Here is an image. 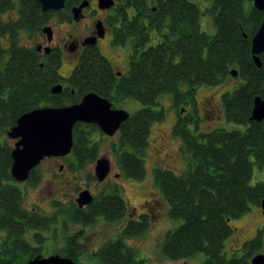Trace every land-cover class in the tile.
Wrapping results in <instances>:
<instances>
[{
	"label": "trees",
	"instance_id": "16d2710c",
	"mask_svg": "<svg viewBox=\"0 0 264 264\" xmlns=\"http://www.w3.org/2000/svg\"><path fill=\"white\" fill-rule=\"evenodd\" d=\"M81 1L74 0L73 4ZM208 1L206 12L215 27L213 34L200 29L201 10L191 0H119L123 10L119 29L112 31V43L129 49L126 73L116 78L108 59L89 48L71 73L70 87L58 95L51 94L52 86L60 79L58 61L42 62L14 42L8 51L0 45V231L4 232L0 237V264H27L40 256L44 238L35 232L30 242L26 233L47 230L55 220L38 213L29 215L23 207L24 193L10 175L13 146L4 137L18 117L44 106L76 104L90 92L110 102L137 99L142 107L129 115L118 130L122 150H118L116 159L123 177L142 180L150 126L164 118L163 110L152 107L158 96L169 94L176 107L182 102L189 104L198 87H214L228 77L235 78L238 84L222 94L224 117L243 129L218 128L194 135L187 129L188 120L179 116L173 133L179 137L180 150L184 152L185 170L177 175L162 167L153 169V181L168 204L169 217L180 220L166 234L161 251L171 261L203 253L202 264H250V254L262 248L260 234L264 229L241 247L240 256L228 258L224 242L236 231L231 226L232 219L247 213L251 205L260 208L264 201V183L250 184L254 166L264 165V121L250 120L255 97L264 98V52L257 67L250 44L264 12L256 10L252 0ZM9 2L0 0V36L15 33L20 27L35 30L47 23V13L33 11L32 16L21 15L20 22L12 28L2 19ZM153 32L155 44L146 47ZM5 56L11 59L4 60ZM233 71L236 77L231 75ZM95 131H99L95 124L76 123L73 127L71 170L94 166L101 158L99 141L92 138ZM127 146L133 150L124 149ZM89 179L98 182L92 173ZM37 180L35 168L26 182L35 184ZM119 187L109 184L85 208L74 204L71 221L85 226L99 218L107 223L123 218L128 207ZM149 203L157 206L155 199ZM148 219L128 221L121 237L107 241L95 252L100 262L149 264L136 259L134 249L123 240L141 235L148 228ZM75 237L76 234L68 235L60 252L62 257L79 264L82 251Z\"/></svg>",
	"mask_w": 264,
	"mask_h": 264
},
{
	"label": "rangeland",
	"instance_id": "374dc122",
	"mask_svg": "<svg viewBox=\"0 0 264 264\" xmlns=\"http://www.w3.org/2000/svg\"><path fill=\"white\" fill-rule=\"evenodd\" d=\"M191 1L201 10L199 17L200 29L207 34H213L215 27L210 14L206 12L209 1ZM81 26L82 24L76 25L77 28ZM54 28L57 30L55 36L58 39L67 30L60 26ZM151 36L152 38L146 47L155 44V33L153 32ZM110 39L111 36L109 35L108 43L105 39L101 43V48L98 47V49L114 68L124 72L126 67L128 69V60H124V55L127 57L129 55L128 47L112 44ZM78 56L79 54L75 55L69 61L70 69L68 64L59 68L60 75L63 77L70 75L78 62ZM237 84L238 81L235 78L228 77L223 83L214 87L200 86L195 91L193 102L189 104L182 102L177 107L169 94L158 96L156 105L152 107L157 111L163 110L164 118L153 121L150 126L144 156L145 176L142 180L123 177L116 159L118 150L119 152L122 150L118 132L112 137L102 135L100 130L93 133L92 138L99 141L101 157L109 161L111 168V176L104 182L100 183L89 179L90 173L93 174V165L78 171L71 170L69 168V163L73 159L71 154L55 160H43L36 168L37 182L35 184L24 182L20 185V189L24 193L23 206L27 210L36 209L50 220L53 219L52 216L55 217V220L50 222L47 230H28L26 233V237L30 242L33 241L32 236L35 232L44 238L40 245L42 247L40 257L61 256L63 253L60 250L64 247L67 236H71L74 231L82 228L84 235L92 232L98 233V241L91 246V248L97 249L104 239L121 237L127 217L136 218V215L138 216L146 211L148 220H150L148 228L139 236L124 237L123 239L128 247L134 249L136 259H144L149 264H202L205 259L203 253L178 261H171L163 255L161 246L166 234L174 230L180 220L169 217L168 204L154 184L153 169L162 167L177 175L185 170L184 152L182 149L180 150L179 137L173 133V127L179 116L180 118L183 117L184 121L188 120L187 129L194 135L207 133L218 128L225 130L243 129L242 125L225 119L221 103L222 94ZM112 105L114 109L123 110L129 115L142 107V104L133 97L113 101ZM154 137L158 138L154 140ZM4 138L7 139L9 145L13 146L15 140H10L6 136ZM124 149L133 150L130 146L124 147ZM60 166H62V169H60ZM259 181L264 183V165L262 168L257 166L253 168L250 184L254 185ZM113 182L120 186V193L128 207L123 218L114 222L113 225L100 224L101 220L99 219V222L83 227L71 221L70 214L74 210V201L79 192L88 189L96 196L105 192V187ZM154 199L157 200V206L149 203ZM55 213H57L56 216ZM231 226L236 231L224 242V251L228 258L233 254L240 256L242 253L241 247L254 238L258 231L264 229V214L259 207L251 205L247 213L232 219ZM111 234L113 235L111 236ZM2 236H4V232L0 231V237ZM260 236L262 248L252 252L249 261L254 255H264V230L261 231ZM78 262L79 264H102L95 252L87 251L86 247H82Z\"/></svg>",
	"mask_w": 264,
	"mask_h": 264
},
{
	"label": "water",
	"instance_id": "95a60500",
	"mask_svg": "<svg viewBox=\"0 0 264 264\" xmlns=\"http://www.w3.org/2000/svg\"><path fill=\"white\" fill-rule=\"evenodd\" d=\"M41 10L60 11L64 8V0H38ZM245 1V0H244ZM256 10L264 12V0H252ZM100 8H109L112 0H98ZM86 6L82 3L72 9L73 19L82 18L81 10ZM99 37L103 35L100 25L96 26ZM48 42L51 40V29L43 28ZM86 44L93 45L94 39H87ZM252 59L257 67L261 63L259 55L264 52V18L254 36L251 38ZM49 48L45 49L47 53ZM233 77L237 72H231ZM62 86L57 84L51 88V94L58 95ZM129 118V114L123 110H117L106 98L96 93H87L81 100L64 107L44 106L26 112L17 118L15 125L9 128L6 136L15 140L11 151L12 163L10 175L12 179L21 184L27 181L30 172L34 170L45 158H63L70 154L73 146V127L76 123L96 124L98 129L107 136H113L121 124ZM251 121H264V98L255 97L251 111ZM62 169V166H60ZM93 173L99 182H102L109 173V161L106 158L98 159L93 167ZM93 200L88 190L78 193L75 203L78 208L89 205ZM260 208L264 214V201ZM27 264H76L67 257L52 255L49 257L37 256L29 260ZM250 264H264V255L257 254L250 259Z\"/></svg>",
	"mask_w": 264,
	"mask_h": 264
},
{
	"label": "flooded vegetation",
	"instance_id": "af4514ba",
	"mask_svg": "<svg viewBox=\"0 0 264 264\" xmlns=\"http://www.w3.org/2000/svg\"><path fill=\"white\" fill-rule=\"evenodd\" d=\"M30 1L33 4H30L28 0H10V2L8 3V7L3 12V15H2L3 21L5 23H9L10 25H13L12 28H14V26H17V24L20 22V17L23 14L32 16L33 11L35 12L40 11L41 14L44 13L41 10V6L38 0H30ZM73 2L74 0H64V8L62 10L45 12L49 15L47 23L45 25L41 24L39 27H36L35 30L28 31L26 27H20V28H16L15 33L13 31H10L0 36V45L2 49H4L5 51H8L10 46L14 42L16 46L22 49H25V51L30 50L33 54L38 56V60H41L42 62L43 60L58 61L59 66L57 68V72H58V76L60 79H59V82L56 83L55 85L57 84L61 85L62 91L66 89L67 87H70L69 78L72 72L70 73L68 77H63L59 73V68H61V66L63 65L65 66V64H68L69 69H70L71 66H70L69 61L71 60V58L79 54L78 56V61H79L81 58V55L84 52H86V50H88L89 48L97 49L100 52L98 47L101 48V43H103L105 39L107 40V43H108L109 35L111 36L110 41L112 42V31L114 28L119 29L120 22H121L120 21L121 14L123 10L120 8L122 3H120L119 0H112L113 5L109 8H100L98 4V0H82L81 2L77 4H73ZM82 3H86V6L81 10L82 18L79 19L78 21H75L73 19L72 9L79 7V5H81ZM128 13L130 14L132 12L128 10ZM116 18H118V21H116ZM80 24H82V26L77 28L76 25H80ZM97 25H100L103 31V35L101 37H99L97 34V29H96ZM45 26H48L51 29L52 36L49 42L47 40V36L43 33V28ZM56 26H60L61 28L64 27L65 29H67L65 33H63L60 39H58V37L55 36V32H57V30L54 27ZM87 39H94V44L93 45L86 44ZM46 48H49V51L47 53L45 52ZM10 59H11L10 56H5L4 58V60H10ZM65 60H66V63H65ZM124 60H129V58L124 55ZM110 65L112 67V71L116 74V78H119L121 75H123L127 71V67H126V71L122 72L118 70L117 68H114L111 63ZM46 159L55 160L58 158H46ZM110 176H111V168L109 164V173L102 182L106 181L108 177ZM21 184H19V187ZM112 184L118 185L114 182L111 183V185ZM85 190H88V189H85ZM88 191L90 192V194L92 195L94 199L95 194H93L90 190ZM145 208H148V207H145ZM25 210L29 213V215H32L34 213L41 214L38 211H36V209L27 210L25 208ZM57 212L59 213V211ZM56 214L57 213H55V216ZM52 218L55 219V217L53 216ZM144 218L148 219V214L146 211L143 212L142 214H139L138 216L136 215V218L127 217L125 219V225L130 220L140 222ZM99 219L101 220L100 224L113 225L114 223V222L107 223L102 218H99ZM99 219H97L98 222L100 221ZM88 225L90 226L92 224H87L85 226H88ZM74 234H76L75 241L80 245L81 251H82V247L83 248L86 247L87 251H92V252H97V250L107 241H115L119 238V237L118 238L116 237L115 239H111V238L104 239V241H102L101 246L99 248L93 249L91 248V246L93 244H96L95 242L98 241V238H97L98 233L92 232L88 235H84L83 228H82V229H79L78 231H74L72 235ZM113 234H111V236Z\"/></svg>",
	"mask_w": 264,
	"mask_h": 264
},
{
	"label": "bare ground",
	"instance_id": "6f19581e",
	"mask_svg": "<svg viewBox=\"0 0 264 264\" xmlns=\"http://www.w3.org/2000/svg\"><path fill=\"white\" fill-rule=\"evenodd\" d=\"M260 55H261V54H260ZM260 55H259V56H260ZM157 138H158V137H156V138L154 137V140H156Z\"/></svg>",
	"mask_w": 264,
	"mask_h": 264
}]
</instances>
